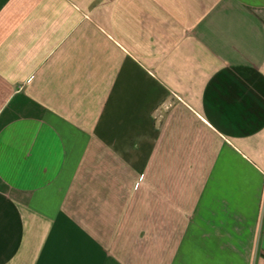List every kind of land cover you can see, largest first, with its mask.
<instances>
[{"label":"crops","instance_id":"1","mask_svg":"<svg viewBox=\"0 0 264 264\" xmlns=\"http://www.w3.org/2000/svg\"><path fill=\"white\" fill-rule=\"evenodd\" d=\"M0 264H264V0H0Z\"/></svg>","mask_w":264,"mask_h":264}]
</instances>
